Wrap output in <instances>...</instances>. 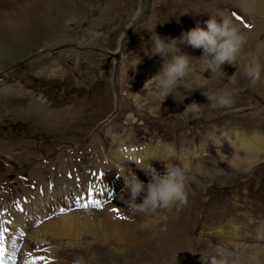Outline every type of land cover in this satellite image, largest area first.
Masks as SVG:
<instances>
[{
    "label": "rangeland",
    "instance_id": "rangeland-1",
    "mask_svg": "<svg viewBox=\"0 0 264 264\" xmlns=\"http://www.w3.org/2000/svg\"><path fill=\"white\" fill-rule=\"evenodd\" d=\"M107 1L76 0L74 18L67 20L70 21L68 39L72 40L43 52L35 49L0 70V96L10 92L6 86L21 81V85H27L26 90L37 95L12 96L0 102V214L4 213L3 207L24 195L25 190L33 193L38 177L50 190L54 176L55 181H61L59 192L51 194L47 201L46 206H52L50 213H62L67 200L73 207L88 209L84 201L79 203L78 194L82 189L81 195L91 204L94 199L100 200V196L93 194L91 184L98 187L103 176L107 178L105 195L110 192L111 198H115L124 187V178L119 176L112 183L107 174L101 173L95 179L96 162L112 155L115 149L125 151L131 147L136 159L135 172L147 182L148 177L138 164L141 159L137 151L149 148L151 152L160 141L184 149L190 156L186 204L133 211L124 203L120 212L115 205L111 210L119 213L116 220L146 225L143 241L124 245L107 240L101 227L74 228L68 233L70 237L60 235L42 248L37 245L36 261L41 260L43 253L57 252L59 261L68 264H126L127 257L144 260L142 248L153 238L175 232L193 240L196 250L195 259L192 258L200 264H204L200 253L206 248L203 254L207 256L218 244L233 252L237 264H264V150L252 158L253 154L234 144L240 136L264 138V67H259L255 78L235 74L228 82V86L236 89L235 102L228 108L212 109L206 105L203 88L188 90L183 102L176 101L172 95L164 101L156 96L153 81L148 79L160 69L163 58L159 55L149 58L143 52L151 35L147 29L155 28L162 36L177 37L197 22L205 26L204 22L212 15L217 19L221 16L232 19L247 37L241 51L246 53L252 49L251 43L259 45L264 40V33L258 31L264 25V10L260 9L264 0H113V11L99 25V35L91 41L95 32L90 24ZM248 2H254L249 9ZM251 31L253 37H249ZM180 48L193 57V62L202 54V49L187 43ZM72 52L76 53L75 57ZM139 55L142 61L127 74L129 61L133 57L140 59ZM251 60L264 64V56L256 55ZM40 66L50 68L49 76L39 74ZM61 71L62 75H57ZM228 78L213 75L209 91L215 93L225 87ZM28 97H42L56 114L73 107L79 109L73 112L80 115L81 123L74 131L56 130L46 138L45 132L51 131L50 127L56 129L55 124L25 112L23 104ZM192 100L205 105L198 115H185L183 111ZM56 124L59 129L58 125L63 123ZM143 141L149 142L139 144ZM152 154L163 158V152ZM59 159L65 169L54 174L57 167L54 163ZM151 163L158 171H164V161L157 158ZM100 183L105 185L104 178ZM141 199L142 196L137 202ZM112 200L111 204L115 202ZM44 206L32 209L33 215L38 216L37 210L46 213ZM204 239L208 240L203 242ZM130 260L129 263L135 264ZM157 261L162 264L161 259Z\"/></svg>",
    "mask_w": 264,
    "mask_h": 264
},
{
    "label": "bare ground",
    "instance_id": "bare-ground-1",
    "mask_svg": "<svg viewBox=\"0 0 264 264\" xmlns=\"http://www.w3.org/2000/svg\"><path fill=\"white\" fill-rule=\"evenodd\" d=\"M75 1L76 0H0V59L2 60L0 61V70L8 67V65L18 57L26 56L35 49L43 52L46 48L62 47L65 43L72 40L68 39L70 21L67 20L74 18L73 16L76 7ZM250 3L254 4V2H248L249 6L246 7L247 9L250 8ZM114 7L115 2L113 0H108L106 4L102 6L98 18L91 22V29L95 32L94 36L90 39L91 41H94L96 36L99 35L97 28L103 20L108 19V16L110 12L113 11L112 9ZM260 9L264 10V4ZM258 31L264 33V25H260ZM251 35L252 37L254 35L252 31L249 37ZM251 44L253 45L252 49L246 50V53L242 52L239 54L236 61L237 65L225 63L222 66L226 76L219 70L213 75H216L217 78H220L221 76L230 77L233 74L239 75L241 78L247 76L244 69L246 66L253 63L251 59L256 55L264 56V40L259 41V45L255 43ZM59 52H62V50ZM72 53L75 57L76 53ZM248 60H250L249 64ZM193 66L196 68H202L204 65L202 62L196 61L193 62ZM261 66L264 67V64L259 65V67ZM38 72L39 74H46L49 76L48 73L50 72V68L40 66ZM62 73L63 71L57 75H62ZM203 75L206 78L210 77L211 70L205 71ZM203 75L200 73H193V76L191 77L193 87L197 86V84L203 83ZM21 84H23L22 81L12 86H6L5 89L10 92L1 95L0 102L2 101V98L6 99L11 98L12 96H37L32 91L28 89L26 90V84L25 86ZM180 90L183 92H189L184 89L183 86H180ZM35 98L28 97V100L23 104V108L25 112H28L29 114H36V116L42 117L43 119L41 121L51 123L52 125L55 124L56 129L50 127L51 131L47 130L45 132L47 133L46 138H49L48 134H52L56 130L74 131L76 130L74 127H77L81 123L79 122L80 115L77 112H73L79 109L75 110L73 107V109H66L63 112L56 114L54 111L49 110L50 107L47 106V103L44 102L42 97ZM63 117L65 120H61ZM57 121L63 123L62 126L58 125L59 129H57ZM232 135L233 132L230 134L229 138H231ZM239 140L242 142L237 143ZM234 144L237 148L245 149L250 154H253L252 158L254 155L258 154L259 151L264 150V138H257L256 136H254L253 139H243V137L240 136ZM146 149H139L137 151L139 152L137 156L141 160L145 158L142 153H145L146 155L153 153L152 151L149 152V148ZM132 150L134 149L131 147L125 151L115 149L109 157H101V161L96 162L98 166L95 171H93L94 173L97 172L96 175H94L95 179L99 178L101 173H103L104 175L107 174L110 181L113 183L119 176L120 178H123L124 174L129 170L135 171L136 167L134 163L136 159L135 155L133 156ZM158 153L161 154V152ZM4 154L9 156L7 153ZM9 159H11V156H9ZM63 164V161H60V159L54 163V165L57 166L54 174H58L59 172L62 173L64 171L65 168ZM121 167L123 168V172L121 171ZM76 176L77 173L72 179L76 178ZM56 178L57 177L55 176L53 177L51 181L53 188L50 190V188H45V182L38 177L35 183L36 190H34L33 193L28 194L25 190L24 195L15 198L10 204L3 207L4 213L0 214V264H65L66 262L59 261L57 252H50L49 254L43 253L40 255L41 260L36 261L38 257L36 253H34V249L37 245H39V248H42L48 242L51 244V242H54V237L57 236H64L66 234L70 237V234L68 233L74 228L80 229L88 227L94 229L101 227L107 240L111 239L114 242L124 245L130 243V245H132L135 241V243L143 241L142 233L146 225H134L128 221H121L119 220L120 218L117 220L115 219L117 218L116 215H119V213L113 212V209L111 210V208L116 205L119 212L122 211L124 208V201L120 198L121 192L118 193L115 198H111L110 192L105 195L104 190L106 188L107 178L104 176L100 179L102 180L104 178L105 185L100 183L101 180L99 181L98 187L94 186L93 182L91 184L93 194L100 196V200L97 201L100 202L101 207H97L96 204H91L89 200L87 201L85 197L81 195L83 193V190L81 189L78 194L80 197L78 201L79 203L84 201L89 207L88 209L73 207V204L69 203V200H67V204L63 206L62 213H50L49 211L52 210V206L51 204L46 206L47 201H49L51 194L57 193V190L61 185L60 180L55 181ZM91 180L93 181V179ZM119 182L121 181L119 180ZM101 185L102 190H100ZM71 187H73V185ZM91 189H88V191L90 192ZM66 190L67 189L64 188V191ZM99 191L100 194H97ZM67 192L68 190L64 192V194L67 195ZM39 197L40 199H38ZM112 199L115 202H113ZM38 200L40 202H37ZM111 200L113 204H111ZM44 204L47 207H43V210H45L46 213H41L40 210H37L38 216H34L35 214L33 215L32 209H37V206H42ZM71 239H73V237ZM153 239L154 241L146 244L147 246L142 248L145 253L144 260H130V257H127L126 264H131L129 263V260L135 264H160L157 261L158 259H161L162 264H200L198 259L197 261H194L195 258L193 257V254L196 248L193 246V240L182 238L175 232L163 235L161 238L157 236ZM206 240L208 239H204L203 242H206ZM156 242L158 243V246H155ZM130 248L134 250L133 247ZM205 251L206 248L203 250V253H205ZM199 257H201V253ZM122 264H124V262Z\"/></svg>",
    "mask_w": 264,
    "mask_h": 264
},
{
    "label": "clouds",
    "instance_id": "clouds-1",
    "mask_svg": "<svg viewBox=\"0 0 264 264\" xmlns=\"http://www.w3.org/2000/svg\"><path fill=\"white\" fill-rule=\"evenodd\" d=\"M204 24L205 26H201L197 22L194 27L183 31L177 37L162 36L155 28L147 29L151 35L143 48L144 55L149 58L159 55L163 58L160 69L148 80L153 81L155 95L163 98V101L172 95L176 101L183 102L187 98V92L181 91L180 86L189 91L203 88L208 100L206 105L212 109L228 108L235 102L236 89L228 86V82L232 81L235 74L228 78L225 87L215 93L209 91L210 82L217 70L226 76L222 67L225 63L237 65L236 61L247 38L228 16L217 19L211 15ZM183 43L202 49V54L195 57L204 65L202 68L194 67L193 57L181 51L180 45ZM141 61V56L138 60L133 57L129 61L127 74L129 69H136ZM208 70H211V76L206 78L203 73ZM244 71L255 78L259 72V65L253 62L246 66ZM193 73L202 74L204 82L195 87L191 86ZM204 105L192 100L186 105L183 113L198 115ZM152 152H163V158L160 155L148 154L137 162L148 177L147 182L142 180L137 172L129 170L123 177L124 187L120 198L126 207L133 211L167 209L174 205L186 204L188 200L186 189L191 172L189 154L184 149H177L160 141L152 148ZM157 158L165 162L163 172L158 171L151 163ZM121 171L123 172L122 167ZM141 196V201L137 202ZM201 254L204 264H237L233 252L223 245H216L207 256Z\"/></svg>",
    "mask_w": 264,
    "mask_h": 264
},
{
    "label": "snow or ice",
    "instance_id": "snow-or-ice-1",
    "mask_svg": "<svg viewBox=\"0 0 264 264\" xmlns=\"http://www.w3.org/2000/svg\"><path fill=\"white\" fill-rule=\"evenodd\" d=\"M92 202H93L94 204H96L97 207H100V206H101V205H100V202H98V201H95V200H94V201H92ZM84 206L87 207V205H84Z\"/></svg>",
    "mask_w": 264,
    "mask_h": 264
}]
</instances>
